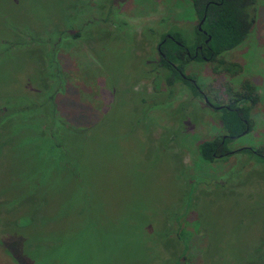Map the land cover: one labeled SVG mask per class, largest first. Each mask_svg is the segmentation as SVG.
<instances>
[{"label": "rangeland", "instance_id": "1", "mask_svg": "<svg viewBox=\"0 0 264 264\" xmlns=\"http://www.w3.org/2000/svg\"><path fill=\"white\" fill-rule=\"evenodd\" d=\"M93 1L96 7L84 9L78 23L86 16L108 13L109 0ZM110 1L135 33L136 57L148 54L157 59L159 34L170 26L183 29L185 44L194 41L196 20L187 0ZM69 4L70 0H0L1 33L8 40L10 27L56 23L58 15L64 18L62 7ZM106 29L98 37L104 43L96 44L104 45L99 55L103 54L106 79L84 41L73 39L58 52L67 75L63 92L55 97L58 114L69 125L99 121L95 129L80 135L82 142L77 145L71 143L75 136L68 134L71 164L61 167L55 150L42 149V140L27 144L29 124L23 112L8 126L16 132L19 119L25 121L23 131L14 134L10 152L2 149L0 161L8 158L9 163L5 168L1 163L0 180L22 184L31 166L46 168L48 180L41 182L46 205L54 214L35 216L17 228L6 224L5 233L0 231V240L4 239L0 264H264V161L237 151L202 163L196 145L220 133L217 115L205 104L175 111L187 92L176 85L173 102L165 104L169 92L160 89L157 75L126 80L122 72L137 76L141 71L136 70L131 48H124L123 41L120 46L121 40H112L113 35L107 37ZM119 47L120 54L112 56V49ZM9 49L0 55V101L7 96L17 105L22 92L39 91L34 78L37 63L31 52L18 46ZM220 57L237 63L239 70L226 72L212 69L214 62L191 61L184 73L213 102H224L226 89H238L243 79L252 82L258 100L249 112V131L233 138L226 148L264 152V0L255 1L246 39ZM107 62L121 76L117 85L125 82L123 90L116 91ZM130 91L142 92L146 101H161L164 106L155 104L144 111L145 106H137L136 93H130L128 102ZM182 114L189 118L178 126ZM172 131H177L173 139ZM109 136L115 140L108 141ZM78 171L83 175L80 188L71 178Z\"/></svg>", "mask_w": 264, "mask_h": 264}, {"label": "trees", "instance_id": "2", "mask_svg": "<svg viewBox=\"0 0 264 264\" xmlns=\"http://www.w3.org/2000/svg\"><path fill=\"white\" fill-rule=\"evenodd\" d=\"M187 1L196 20V25L192 28L194 29L193 43L190 45L185 44L183 41V29L177 26H170L165 32L159 34V39L156 44V46L158 45V50L155 46L157 59L148 54L136 57L135 47L137 42L135 39H132L135 38V33L125 20L118 17V10L112 7L110 0L108 1L109 6L106 8V10H108L107 14H101L93 18L86 16L81 18L82 21L79 23L76 21L77 17L79 18V15L86 11L84 9L95 5L93 0H75L74 2L70 0L69 5L62 7L63 11H61L60 15H64V18L58 15V21L56 23L53 22L52 24L43 25L38 28L23 27V29H21L15 26L10 27L12 36L8 37V40L6 36L1 33L2 28L0 27V34H2V38H0V55L2 52L10 50L9 48L17 46L26 53L31 52L34 56V62L37 63V76L34 78L38 80L37 87L39 90L35 93H33V91L22 92L20 95L21 97L18 99L19 104L17 105L9 103L7 96L0 101V156L3 148L6 149L4 153L7 154V152H10L12 143L15 141L14 134L18 130V132L23 131L22 126L25 122L23 118L19 119L20 125L18 129H16V132L8 127L11 123H14L12 119H14L18 113L23 112L26 115L24 118L27 120V124H29V126H27V134H29L27 135L29 136L26 140V142H28L27 144H29V142L32 143L33 141L42 140V149L44 151L55 150L57 160L63 162L61 167L66 166V164H71L72 158L67 155V151L70 150L67 145L68 134L71 133L75 136L73 140L76 142L71 143L77 145L82 142L79 139L80 135L87 133V129H95L99 121H95L89 126L69 125L58 114L55 97L63 92L67 79L65 71H63L60 66L58 52L66 43H69L73 39L84 41L88 51L96 58L98 64L97 69H99L106 79L101 67L103 54L99 55V53H103L104 45H100L101 47L99 48L98 46L96 47V44L104 43L103 40H100L98 37L103 34L108 23L110 26L106 30L109 31V33L113 30L118 34L107 33L106 36L111 37V35H113L111 37L112 40H121L120 46H122L123 41L124 48H131V53L133 52V57H135L136 61V70L141 71L137 76H132L133 72L129 74L130 76L122 72L123 75L121 74V76L126 80L127 77H132L131 80L134 81L138 78L157 75L162 82V87L160 89L169 92L165 104L173 102L174 87L176 85L182 86L187 94L177 102L176 108L174 109L175 111L186 109L183 108L185 105L188 107L191 105H206L202 100V94L198 91V89L200 90V85L196 82L194 84L182 76H186L184 74V68L191 61H208L215 63L212 69L220 67V69L226 72L239 70V65L237 63L225 62L221 59L220 55L240 45L249 35L252 30L256 0ZM200 20V29L198 30L197 23ZM166 34H168L169 37H167ZM206 39L207 41L205 42ZM3 47L7 50L3 51ZM120 49L121 47L118 49L113 48L112 51L114 53L112 56L117 53L120 54ZM0 59H2L1 56ZM106 64L110 70V78L114 81L116 91L123 90V88H125V82H122L123 85H117V83L121 81V76L112 72L109 62ZM129 85L128 90L130 89ZM130 93L132 94L133 92L130 91L128 93V102L131 99ZM135 93L138 97L137 106H145L144 109H146L144 111L152 108L155 104L160 105L161 103V101L157 103L148 102L145 97H143V95L146 94L142 92ZM135 93H133L134 96H136ZM225 94L226 98L224 102H213L206 96L207 100L213 105H220L218 110L212 109V112L218 117L220 133L208 139H201L197 143L196 152L202 163L209 164L217 157L231 154L232 151H226V144L233 138L249 131V112L258 100V93L255 85L249 80L243 79L238 89L230 90L227 88ZM17 106H19V108H17ZM162 106H164V104H162ZM181 117L182 119H179L178 126L184 124L187 121L186 119L189 118H186L184 114H182ZM17 118L16 121H18ZM38 119H40V121H38ZM34 121L38 123L35 124ZM140 124L141 127H145L143 123H136V126ZM115 127V123L113 122L111 128ZM30 128H33L32 131H30ZM176 133L177 131H172L170 138L173 139ZM30 135L32 136L30 137ZM112 138H115V136H109L108 141L115 140ZM7 149H9V151H7ZM74 151H76V149H74ZM224 151H226L225 154L223 153ZM237 151L248 153L257 160L264 161V152H262L260 148L242 147L233 150V153ZM20 156L19 154L18 160H20ZM49 156V154L45 155L43 162H45ZM76 160L78 161L76 164H79L80 159L76 158ZM2 162H4L5 168L9 163V159L3 158ZM2 162L0 161V165ZM73 162L75 163V161ZM18 168H20V163ZM15 171L20 173L22 170ZM46 171V168L34 164L28 170V175L25 177L24 183L22 184L13 183L11 179L6 180V178L2 179V181L0 180V231L2 233H5L4 228H6V224L17 228L21 224H24L26 220H31L35 216L44 217L54 214L53 211H50V206L46 205L47 198L44 196V184L41 182V179L45 183L46 180H48V176H45ZM71 178L73 184L80 188L83 178L82 173L79 171L72 172ZM40 188L43 189V192L38 191ZM3 209L4 214L2 215L1 210ZM3 221L5 224L2 223ZM34 227H36V225H34ZM3 244L4 239L0 240V246H3Z\"/></svg>", "mask_w": 264, "mask_h": 264}, {"label": "flooded vegetation", "instance_id": "3", "mask_svg": "<svg viewBox=\"0 0 264 264\" xmlns=\"http://www.w3.org/2000/svg\"><path fill=\"white\" fill-rule=\"evenodd\" d=\"M200 22V21H199ZM199 22L197 23V29H198V26H199ZM166 36L167 37H169V35L168 34H166ZM156 48H157V50H158V45L156 46ZM185 74V73H184ZM186 75V74H185ZM183 77H185L186 79H188V80H190L192 83H194L195 84V80L193 79V78H190L189 76H184V75H182ZM198 91L202 94V100L204 101V99H203V97H206L205 95H204V93L202 92V90L200 89H198ZM207 99V98H206ZM204 103H206V107L207 108H210L211 110L213 109V110H218L219 108H216L217 106H220L219 104L218 105H213L212 103H210L208 100H207V102H205L204 101ZM222 142V141H221ZM227 152H231V150H226ZM226 151H224L223 153L225 154L226 153ZM232 153H233V151H232ZM219 155H221V154H219Z\"/></svg>", "mask_w": 264, "mask_h": 264}, {"label": "water", "instance_id": "4", "mask_svg": "<svg viewBox=\"0 0 264 264\" xmlns=\"http://www.w3.org/2000/svg\"><path fill=\"white\" fill-rule=\"evenodd\" d=\"M200 22H201V20H200ZM200 22H199V24H200ZM200 29V27L198 26V30ZM207 39H208V37H207ZM207 39L205 40V42L207 41ZM203 99H204V101L205 102H207V99H206V97H203ZM220 106H217L216 108H219Z\"/></svg>", "mask_w": 264, "mask_h": 264}]
</instances>
